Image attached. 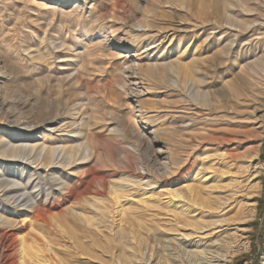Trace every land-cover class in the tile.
Masks as SVG:
<instances>
[{
  "label": "bare ground",
  "instance_id": "1",
  "mask_svg": "<svg viewBox=\"0 0 264 264\" xmlns=\"http://www.w3.org/2000/svg\"><path fill=\"white\" fill-rule=\"evenodd\" d=\"M169 1L171 6L172 2L179 3ZM227 3L213 0L216 20L207 19L209 26L202 27L206 36L203 43L213 50L206 59L222 66L225 57L246 56L248 68L261 81L259 95L264 96V49L260 51L263 54L255 56L264 42L254 37L264 38L260 32L264 28V0H231L230 8ZM140 29L138 25L131 29L130 43L141 36L155 39L156 34ZM197 34L192 38L198 40ZM154 43L141 51L147 52ZM165 61L158 73L143 74L152 84L173 89L178 100L165 98L170 104L152 111L145 109L139 98V111L130 109L104 120L109 134H117L125 142L127 153L111 138L98 141L99 147L94 149L84 128L91 127L94 117L80 118L79 106L67 117L52 118L57 123L42 127L41 135L27 133L35 132V124L20 126L24 131L0 124L6 132L0 135V225L4 228L0 233V264H95L101 254L97 257L93 248L77 244L75 233L64 225L68 216L85 223L93 235L114 240L121 250L119 254L110 252L114 264L136 260L146 264H225L229 249L239 247L245 239L243 232L255 216L254 180L259 166L251 153L257 145L251 146L246 155H235L228 134L234 125L252 121L263 133L264 118L259 120V108L249 109L242 101L235 80L223 86L226 101L213 99L204 89L207 82L200 75L202 66L193 63L185 69L177 67L176 60ZM134 66L122 72L137 69L136 62ZM157 74L169 76V82L155 81ZM128 92L141 94L137 89ZM5 115L1 113L2 123ZM157 121L167 125L166 135L190 144L187 154H176L170 139L157 137L163 130L156 127L147 131V126L154 127ZM10 126L15 127V123ZM127 134L133 142L126 139ZM102 155L107 164L100 166ZM112 162L118 165L121 175L112 168ZM50 236L60 240L53 241ZM63 238H72L74 243L67 246Z\"/></svg>",
  "mask_w": 264,
  "mask_h": 264
},
{
  "label": "rangeland",
  "instance_id": "2",
  "mask_svg": "<svg viewBox=\"0 0 264 264\" xmlns=\"http://www.w3.org/2000/svg\"><path fill=\"white\" fill-rule=\"evenodd\" d=\"M167 2L170 1L0 0V112L7 113L4 123H2L0 113V124L8 129L18 128L17 131H24V128L20 126L35 124L36 130H32L35 132L25 131L34 136L36 132L42 131V127L56 124L57 122L52 121L54 120L52 118L67 117L74 107L79 106L81 112L78 116L80 118L93 116L95 119L91 120V127H84L94 149L99 147L98 141L111 138L124 152L129 151L125 142L117 134H109L104 120L110 119L111 114L128 113L130 109L137 108L135 111H139L140 106L137 103L139 98L143 100L145 109L152 108V111L163 110L164 107L161 105L167 106L170 104L169 101L179 99L173 89H168L162 84H159V87L158 84H152V81L150 79L148 81L145 77L148 71L158 73L164 64L163 59L167 62L176 60L177 67L185 69H189L188 67L193 63L199 67L202 66L200 75L206 77L207 82L204 89L213 99L215 97V99L226 101L228 95L223 86L235 80L242 91V101H246L245 104L249 109L259 108L257 115L262 121L264 106L260 107V102H264V96L259 95L262 85L248 68L246 56L235 58L233 55L228 59L225 57L222 66L218 63L213 65L207 60L212 56L213 50L209 47L210 44L203 43L206 40L203 28L209 26L205 22L207 19L216 20L212 14L213 0H179L178 4L172 2V6ZM229 3L231 0H228V8H230ZM51 6L56 7L57 11ZM137 25L142 28L140 31L151 35L156 34L155 39L149 40L141 36L136 37L133 44L130 43L129 34L133 35L131 29H135ZM199 27L200 30H198ZM197 31L198 40H195L192 36ZM260 32L264 35V28ZM254 37L264 42L262 35ZM152 41L155 42V45L151 44L153 48L143 53L147 44L149 45ZM263 49L264 44H261L255 56L263 54L260 53ZM135 62L137 69L132 68L125 73L122 72L128 66L135 67ZM199 62L202 64L200 65ZM144 72L146 74H143ZM135 73L138 74L135 75ZM141 73L142 75H139ZM154 79L165 83L169 82L170 77L157 74ZM121 84H125L127 88L123 89ZM129 89H137L142 96L135 93L130 95ZM118 122L122 121L118 120ZM11 123H15V127L10 126ZM161 123L162 121H157L154 127L147 126V131L152 132L157 128L163 130V133L157 137L163 136L170 139L171 147L174 148L173 151L176 154L188 153L190 144L185 145L179 142L177 137L166 135L167 125L161 126ZM242 124L231 128L228 134L232 141L230 148L232 153L236 152L235 155L243 156L252 149L251 146L257 145V149L251 153L260 169L257 170V177L254 180L257 182H255L253 201L257 206L255 205L254 218L247 225L246 232H243L245 237L242 240L243 243L241 242L236 249L234 247L229 249L230 253L225 264H264V126L263 133H261L255 129L257 126L253 121ZM109 125H112L111 122ZM47 133L49 134V132L44 134L48 135ZM4 134L6 132H3L0 125V135ZM149 136L152 138L153 135L149 134ZM126 139L131 142L134 140L128 134ZM104 163L107 164L105 156L102 155L99 164L103 166ZM113 163H111L112 168H117L116 170L121 175L122 171L116 163ZM67 218L69 220H65L64 225L66 229L69 228L75 233L77 244L93 248L91 250L97 257L103 254L98 257L95 264L102 262H104L102 264H114L110 252L114 251L119 254L121 250L116 248V243L112 238L93 235L85 223L78 218L73 216ZM3 232L4 228L0 225V233ZM50 238L53 241L60 240L55 236H50ZM64 241L67 246L74 243L72 238L71 240L64 239ZM84 257L82 255L81 258ZM100 257H102L101 260ZM105 260L112 263H107ZM141 262L143 261L136 260L130 264H146Z\"/></svg>",
  "mask_w": 264,
  "mask_h": 264
}]
</instances>
